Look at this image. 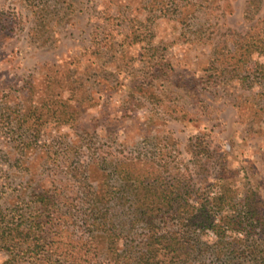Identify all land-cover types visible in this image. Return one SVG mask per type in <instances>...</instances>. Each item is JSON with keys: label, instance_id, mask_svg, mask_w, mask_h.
Segmentation results:
<instances>
[{"label": "rangeland", "instance_id": "1", "mask_svg": "<svg viewBox=\"0 0 264 264\" xmlns=\"http://www.w3.org/2000/svg\"><path fill=\"white\" fill-rule=\"evenodd\" d=\"M120 169L196 199L220 179L232 214L252 196L264 209V0H0V264H113L84 230L126 190ZM35 220L49 260L8 250V221Z\"/></svg>", "mask_w": 264, "mask_h": 264}, {"label": "trees", "instance_id": "2", "mask_svg": "<svg viewBox=\"0 0 264 264\" xmlns=\"http://www.w3.org/2000/svg\"><path fill=\"white\" fill-rule=\"evenodd\" d=\"M258 42L262 43L260 39ZM119 174L126 183V190L105 195L107 205L99 210L100 217L89 221L84 230L91 243L99 241L101 248L106 251L109 263L189 264V258L192 257L195 264L200 256L220 250L226 255L236 253L238 264H250L247 256L262 253L260 249L264 246V240L248 238L255 229L264 232V209L256 205V196L246 200L240 211L232 209V214L230 208L235 201L234 190L220 179L218 183L209 186L219 184L223 191L218 190L213 196L210 195L211 191H207L196 199L191 192L168 189L166 185L156 190L150 179H145L135 170H121ZM220 181L222 182L219 183ZM45 210L48 213L52 211L47 207ZM158 223L175 225L177 230L160 231ZM26 224L8 221V250L16 253L18 248L32 252L39 248V253L30 256L29 261L49 260L45 251L49 242L44 235L47 222L44 224L43 221L35 220ZM138 225L146 228V237H142L140 241L126 239ZM208 228L224 231L223 234H226L227 228L234 229L236 239L233 242H223L218 238L215 244L208 245L202 240ZM238 235H242L244 239L239 240ZM120 236H124L122 243L118 241ZM15 256L9 257V261L20 258ZM259 264H264V260Z\"/></svg>", "mask_w": 264, "mask_h": 264}]
</instances>
